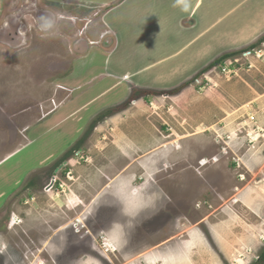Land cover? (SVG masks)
<instances>
[{
    "label": "rangeland",
    "instance_id": "374dc122",
    "mask_svg": "<svg viewBox=\"0 0 264 264\" xmlns=\"http://www.w3.org/2000/svg\"><path fill=\"white\" fill-rule=\"evenodd\" d=\"M60 2L0 0V264H264V44L170 95L97 98L65 81L94 7Z\"/></svg>",
    "mask_w": 264,
    "mask_h": 264
},
{
    "label": "crops",
    "instance_id": "0c3cea01",
    "mask_svg": "<svg viewBox=\"0 0 264 264\" xmlns=\"http://www.w3.org/2000/svg\"><path fill=\"white\" fill-rule=\"evenodd\" d=\"M53 1L66 0L38 3L48 13L47 2ZM188 2L190 10L184 12L174 6L175 0H78V15L82 16L79 10L84 6L94 9L92 16H86L90 22L78 27L74 35L82 37L76 46L84 49L72 61L74 71L80 73H68L65 81L81 91L91 85L99 87L97 98L107 97L124 83L140 94L143 90H168L222 54L264 35V0ZM62 13L61 18L69 20L75 15Z\"/></svg>",
    "mask_w": 264,
    "mask_h": 264
},
{
    "label": "trees",
    "instance_id": "16d2710c",
    "mask_svg": "<svg viewBox=\"0 0 264 264\" xmlns=\"http://www.w3.org/2000/svg\"><path fill=\"white\" fill-rule=\"evenodd\" d=\"M262 43H264V35H262L258 40H256L255 42H253L252 44H250V45H248V46H246L244 48L233 50V51L226 52V53L222 54L221 56L216 58L212 63H210L204 69H202L201 74L206 73L209 69H211L215 65L223 63L226 59H228L230 57H235L236 55L241 54L244 51L256 48V47L260 46ZM187 84H190V81H188ZM183 87L184 86H180L179 88H176L174 90H162V91H160V90H143V93H144L143 95H145V96H149V95L150 96H158V95H160L162 93H167L168 95H170L173 92L180 91ZM134 97L135 96H132L129 100L131 101L132 99H135ZM129 100L126 102V105L130 102ZM93 128H94V125H91L90 126V131L94 130ZM88 134H85L84 136H88ZM81 141L83 142L84 139H81ZM76 144H77V145H75L76 147H74L76 150H79L80 148H82L81 147L82 143L80 142V140ZM67 158H69V152L65 153V155L62 157V161L67 160ZM260 260H261V262L264 261V251H263L262 255L260 256Z\"/></svg>",
    "mask_w": 264,
    "mask_h": 264
},
{
    "label": "clouds",
    "instance_id": "9594fccd",
    "mask_svg": "<svg viewBox=\"0 0 264 264\" xmlns=\"http://www.w3.org/2000/svg\"><path fill=\"white\" fill-rule=\"evenodd\" d=\"M174 6L180 7L181 11H184V12H188L191 7L188 0H175ZM56 23H57L56 15L54 13H50V14L42 15L41 17H39L37 27H38V30H40L43 33H52L56 27ZM73 156H76V154ZM67 163L68 162H66V164ZM14 223H15V219H12L11 225Z\"/></svg>",
    "mask_w": 264,
    "mask_h": 264
},
{
    "label": "built area",
    "instance_id": "2783aa9c",
    "mask_svg": "<svg viewBox=\"0 0 264 264\" xmlns=\"http://www.w3.org/2000/svg\"><path fill=\"white\" fill-rule=\"evenodd\" d=\"M264 44V43H263ZM262 44V45H263ZM264 46V45H263ZM258 47H260V46H258ZM258 47H256V48H253V49H251V50H247V51H244V52H242L244 55H247V54H250L251 52H255V54H260L259 53V51H261V50H259V49H262V47H260V48H258ZM230 58H233V57H230ZM229 59V58H228ZM231 66V65H230ZM229 65H228V62H227V59L223 62V63H220V64H217V65H215L214 67H212L211 69H210V71H212V70H215V69H218V68H222V69H226L227 70V68H231ZM231 70V69H230ZM209 71V73H211ZM208 72V71H207ZM203 74H206V73H203ZM207 79V75H205V80ZM168 95V94H167ZM251 119L252 120H254L255 119V116H252L251 117ZM254 134V135H253ZM260 135H263V133L261 134V133H259ZM259 134H257L256 132H255V129H254V131H250V133H249V136L251 137V135H253L254 136V139L256 140L257 138H258V136H259ZM249 137V138H250ZM250 142H252L251 141V139H250ZM79 154V153H78ZM77 155V154H76ZM55 182V183H54ZM57 184L59 185L60 184V187H62L63 185V182H61V183H59V181H58V179H52V181L50 182V183H48L47 185H46V187H45V190L46 191H50V190H53V189H55V187H57Z\"/></svg>",
    "mask_w": 264,
    "mask_h": 264
},
{
    "label": "flooded vegetation",
    "instance_id": "af4514ba",
    "mask_svg": "<svg viewBox=\"0 0 264 264\" xmlns=\"http://www.w3.org/2000/svg\"><path fill=\"white\" fill-rule=\"evenodd\" d=\"M44 14H46V13H44ZM5 26H7V24H5ZM16 30H18V31H19V28L17 29V27H16V29H15V30H13V33H15V31H16ZM7 31H8V30H6V31H5V29H3V30H2V32H4V33H2V35H0V41H2V40H3L4 34H5V32H7ZM6 34H10V33H6ZM10 44H12V45H13V43H10ZM82 149H83V148H80V149H79V150H77V151L75 150V152H74V153H75V154H77V153H78L79 151H81Z\"/></svg>",
    "mask_w": 264,
    "mask_h": 264
},
{
    "label": "bare ground",
    "instance_id": "6f19581e",
    "mask_svg": "<svg viewBox=\"0 0 264 264\" xmlns=\"http://www.w3.org/2000/svg\"><path fill=\"white\" fill-rule=\"evenodd\" d=\"M67 19V18H66ZM92 42V41H91ZM16 218V217H15ZM16 220V219H15Z\"/></svg>",
    "mask_w": 264,
    "mask_h": 264
}]
</instances>
